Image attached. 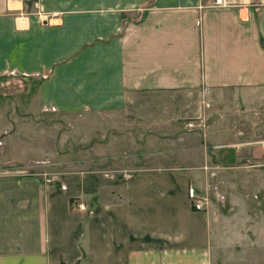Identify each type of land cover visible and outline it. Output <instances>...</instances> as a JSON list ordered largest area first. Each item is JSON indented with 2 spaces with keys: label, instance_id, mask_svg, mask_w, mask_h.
Segmentation results:
<instances>
[{
  "label": "crops",
  "instance_id": "0c3cea01",
  "mask_svg": "<svg viewBox=\"0 0 264 264\" xmlns=\"http://www.w3.org/2000/svg\"><path fill=\"white\" fill-rule=\"evenodd\" d=\"M207 3L0 0V87L36 85L27 99L99 133L96 167L0 168V264H264V8Z\"/></svg>",
  "mask_w": 264,
  "mask_h": 264
},
{
  "label": "rangeland",
  "instance_id": "374dc122",
  "mask_svg": "<svg viewBox=\"0 0 264 264\" xmlns=\"http://www.w3.org/2000/svg\"><path fill=\"white\" fill-rule=\"evenodd\" d=\"M12 88L7 90L5 85L0 87V134L4 133L5 135L0 138V153L4 159H7V163L0 167L1 170L8 172L23 170L30 173L39 171L73 173L86 168L88 165L82 164V155L86 152V146L91 143V140H95L99 134L96 132V119L80 114L66 115L57 112L55 107L47 104L38 105L39 101L35 98L27 99L25 93L36 88V85H30L26 90L25 83L18 82L17 84L14 83ZM17 92H19L18 97H16ZM232 106L230 105V115L226 116L225 124L232 126V131H234L237 128L235 126L237 121L232 110H238V108ZM219 107H224V105H219ZM8 109L9 114L6 113ZM29 110L34 115L26 114ZM205 122L206 124L200 126L203 131H206L210 124L208 121ZM248 124L253 125L254 121ZM256 127L255 125L254 130ZM193 129L187 124L182 125L181 131L186 142L191 141L190 136L194 132ZM9 132L11 135L8 134ZM136 134L139 140L142 139L143 133ZM173 134L175 132L170 133L171 136ZM248 139H250V135L246 132L242 135H232L229 137L230 146L224 149H233L237 153L239 151L236 150L240 148V144L247 142ZM257 145L259 147L258 157L261 161L249 164V167L256 168L264 165V144L259 143ZM223 155L228 156L227 154ZM24 159L25 161L28 159V161L24 162ZM139 162L142 163L140 157L136 163ZM88 167H96V164ZM249 232L251 235L254 234L251 229ZM262 235L264 236V231ZM240 254L241 251L234 252L233 257H240ZM260 256H264V252ZM239 262V260L224 262L218 259L217 264H237Z\"/></svg>",
  "mask_w": 264,
  "mask_h": 264
},
{
  "label": "built area",
  "instance_id": "2783aa9c",
  "mask_svg": "<svg viewBox=\"0 0 264 264\" xmlns=\"http://www.w3.org/2000/svg\"><path fill=\"white\" fill-rule=\"evenodd\" d=\"M246 4H253L255 6L264 8V0H208L206 6L208 7H217V8H228V7H241ZM187 126L193 128L195 123L193 121L187 122ZM264 144V141H262ZM187 197L190 203V206L195 211H200L204 209L206 202L205 197L197 194L196 190L193 187L187 188ZM84 204L79 203L78 209L83 210Z\"/></svg>",
  "mask_w": 264,
  "mask_h": 264
}]
</instances>
